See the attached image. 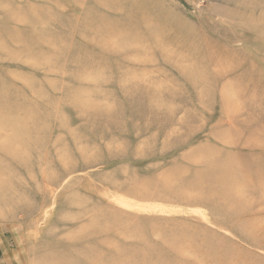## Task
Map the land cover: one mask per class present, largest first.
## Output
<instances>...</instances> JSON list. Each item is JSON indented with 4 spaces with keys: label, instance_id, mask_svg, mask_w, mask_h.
I'll list each match as a JSON object with an SVG mask.
<instances>
[{
    "label": "rangeland",
    "instance_id": "rangeland-1",
    "mask_svg": "<svg viewBox=\"0 0 264 264\" xmlns=\"http://www.w3.org/2000/svg\"><path fill=\"white\" fill-rule=\"evenodd\" d=\"M0 264H264V0H0Z\"/></svg>",
    "mask_w": 264,
    "mask_h": 264
},
{
    "label": "bare ground",
    "instance_id": "bare-ground-1",
    "mask_svg": "<svg viewBox=\"0 0 264 264\" xmlns=\"http://www.w3.org/2000/svg\"><path fill=\"white\" fill-rule=\"evenodd\" d=\"M226 89H227V87H226ZM15 110H16V112H15ZM22 110L21 109H19L18 111H17V109H14L13 111H9L8 113H5L4 112V115H6V116H11V115H13L14 113H18V114H20V115H22ZM117 199V198H116ZM128 202V201H127ZM126 202V203H127ZM128 204H129V202H128ZM130 206V205H129ZM188 249V248H187Z\"/></svg>",
    "mask_w": 264,
    "mask_h": 264
}]
</instances>
